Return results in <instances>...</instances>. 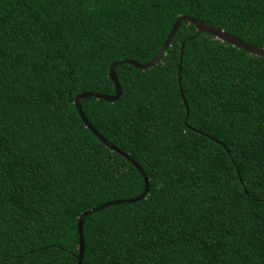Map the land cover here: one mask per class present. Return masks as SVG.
<instances>
[{
	"label": "trees",
	"instance_id": "trees-1",
	"mask_svg": "<svg viewBox=\"0 0 264 264\" xmlns=\"http://www.w3.org/2000/svg\"><path fill=\"white\" fill-rule=\"evenodd\" d=\"M180 15L264 48V0H0V264H76L81 212L142 191L73 98L113 95L108 66L151 60ZM195 33L79 99L147 177L82 217L79 264H264V57Z\"/></svg>",
	"mask_w": 264,
	"mask_h": 264
},
{
	"label": "water",
	"instance_id": "water-1",
	"mask_svg": "<svg viewBox=\"0 0 264 264\" xmlns=\"http://www.w3.org/2000/svg\"><path fill=\"white\" fill-rule=\"evenodd\" d=\"M182 20H187L188 22L192 23L195 28H196V34L200 33V32H205L215 38L220 39L221 41L227 42L232 46H235L237 48H240L250 54H253L255 56H260V57H264V48L261 47H257L254 46L252 44L246 43L242 40H239L237 38H235L234 36L226 33L223 30L217 29L213 26H210L206 23H203L195 18H192L190 16L187 15H180L178 16L174 22L172 23L165 39L163 40L162 44L160 45L158 51L156 52V54L152 57L151 60H149L146 63H137L134 60H119V61H114L112 62L107 69V75L110 79V81L113 84L114 87V94L113 95H106V94H100V93H96V92H81L79 94H77L76 96H74L73 98V105L78 113V116L80 118V120L83 122L84 127L87 128L104 146L108 147L110 150L118 153L119 155H121L122 157L126 158L136 169L137 171L140 173L142 180H143V188L142 191L139 193L138 196L134 197V198H127V199H117V200H111V201H107L104 202L98 206H95L93 208L84 210L83 212H81V214L77 217L76 220V230H77V238H78V244H77V261L76 264L80 263V259H81V255H82V250H83V245H82V234H81V220L82 217L90 212H93L97 209H100L102 207H105L107 205H111V204H115V203H121V202H134L137 201L141 198L144 197V195L147 192V177L145 176L144 172L139 168V166L128 156L127 153H124L123 151L119 150L118 148H116L115 146H113L111 143L107 142L99 133H97L93 127H91V125L87 122V120L85 119V117L83 116L81 109H80V104H79V99L83 98V97H88V96H93L95 98H100L102 100L108 101V102H112L114 100H116L119 96V92H120V87L119 84L116 80L113 68L120 64V63H128L133 65L134 67H137L139 69H146L148 67H150L151 65L155 64L157 62V60H159V58L162 56V54L164 53L166 47L169 45L170 39L172 37V35L174 34L178 24L182 21ZM193 37V36H192ZM182 46H183V42L180 44V48H179V59H178V65H177V69H176V80H177V84H178V91H179V95L182 101V104L185 108V117L187 116V105L186 102L183 98V95L181 93V88H180V84H179V62H180V58H181V54H182ZM185 117L183 122L185 123Z\"/></svg>",
	"mask_w": 264,
	"mask_h": 264
}]
</instances>
